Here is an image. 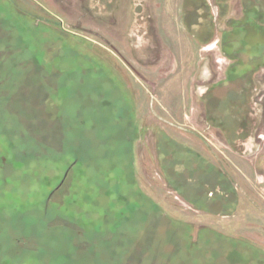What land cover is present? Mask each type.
<instances>
[{
  "label": "rangeland",
  "instance_id": "obj_1",
  "mask_svg": "<svg viewBox=\"0 0 264 264\" xmlns=\"http://www.w3.org/2000/svg\"><path fill=\"white\" fill-rule=\"evenodd\" d=\"M0 264H264V0H0Z\"/></svg>",
  "mask_w": 264,
  "mask_h": 264
},
{
  "label": "flooded vegetation",
  "instance_id": "obj_2",
  "mask_svg": "<svg viewBox=\"0 0 264 264\" xmlns=\"http://www.w3.org/2000/svg\"><path fill=\"white\" fill-rule=\"evenodd\" d=\"M250 143H251L250 138H249L247 141H245V142L243 143V144L246 146V149H245V150H248V149L251 148V146L249 147V145H251Z\"/></svg>",
  "mask_w": 264,
  "mask_h": 264
},
{
  "label": "trees",
  "instance_id": "obj_3",
  "mask_svg": "<svg viewBox=\"0 0 264 264\" xmlns=\"http://www.w3.org/2000/svg\"><path fill=\"white\" fill-rule=\"evenodd\" d=\"M206 40H208V39H206ZM233 68H234V67H231L230 74H232L231 72H232ZM242 72H243V71H241V73H242Z\"/></svg>",
  "mask_w": 264,
  "mask_h": 264
}]
</instances>
